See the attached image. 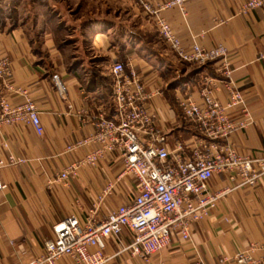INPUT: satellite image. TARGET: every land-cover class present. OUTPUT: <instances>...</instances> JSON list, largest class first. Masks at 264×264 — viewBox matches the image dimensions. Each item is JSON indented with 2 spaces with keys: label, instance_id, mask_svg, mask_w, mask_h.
<instances>
[{
  "label": "crops",
  "instance_id": "0c3cea01",
  "mask_svg": "<svg viewBox=\"0 0 264 264\" xmlns=\"http://www.w3.org/2000/svg\"><path fill=\"white\" fill-rule=\"evenodd\" d=\"M149 1L157 6L169 0ZM245 1L187 0L182 10L172 6L161 12L184 47L226 48L225 58L193 67L165 44L153 18L128 0H0V58L9 64L13 86L26 91L6 92L0 80V97L6 95L15 105L30 98L43 128L41 134L25 123L0 128V159L13 154L25 160L0 168L5 184L0 190V264H20L40 254L56 222L72 214L84 218L94 206L101 220L132 197L134 183L121 175L118 149L94 164H79L68 179H58L68 165L102 145L89 140L79 144L95 133L98 115L115 119V63L123 66L124 78L140 79L147 97L143 103L172 147L197 135L195 124L182 114V100L203 104L207 90L225 103L222 72L227 63L229 79L241 90L253 119L229 142L238 155L264 154V12L239 13ZM54 75L66 88L63 97ZM237 182L222 172L208 184L217 191ZM262 241L264 177L220 198L192 225L190 241L173 234L168 248L143 260L127 251L117 254L121 246L110 239L105 253L115 255L106 264H189L197 258L215 264L221 256L228 258L225 264H239L235 254ZM249 254L252 261L245 264H264V252ZM57 264L73 262L62 258Z\"/></svg>",
  "mask_w": 264,
  "mask_h": 264
},
{
  "label": "built area",
  "instance_id": "2783aa9c",
  "mask_svg": "<svg viewBox=\"0 0 264 264\" xmlns=\"http://www.w3.org/2000/svg\"><path fill=\"white\" fill-rule=\"evenodd\" d=\"M128 1L153 18L159 36L181 60L203 65L225 58L227 50L222 44L208 49L195 43L184 47L162 16L161 12L172 6L182 10L187 0H169L157 6H152L149 0ZM255 9L264 12V0H246L239 13L247 14ZM111 73L116 80L115 119H108L103 113L98 115L95 133L79 144L89 140L102 145L80 162L68 165L58 179L66 180L76 173L79 164H94L105 152L118 149L122 159L121 175H129L134 183L132 197L101 220L96 219L94 206L84 218L72 214L56 222L52 226L53 236L44 241L42 252L20 264H57L62 258H70L73 264H106L115 255L105 253L110 239L121 246L117 254L127 251L131 256L148 260L169 247L173 234L183 242L190 241L192 225L205 218L226 193L236 187L254 185L264 177V154L238 155L229 142L233 133L246 128L253 119L241 90L229 79L231 71L227 63L222 72L227 93L225 103H219L207 90L202 92L203 104L192 98L182 100L179 104L182 114L195 124L197 135L173 147L168 136L156 128L153 113L143 103L147 97L140 79L124 78L120 63L112 66ZM10 77L7 60L0 58V80L6 92L25 95V90L13 86ZM52 79L59 95H66L59 77L54 75ZM16 123L29 124L37 134L42 133L39 110L30 98L25 96L22 104L15 105L2 95L0 128ZM24 161L10 154L0 159V168ZM222 172H227L232 182H238L224 190H213L208 181ZM4 187L0 182V190ZM110 187L108 184L102 194L108 193ZM256 249L264 252V241L250 244L247 251L237 252L236 262L252 261L249 251ZM227 261L228 258L221 256L215 264ZM189 264L203 262L197 258Z\"/></svg>",
  "mask_w": 264,
  "mask_h": 264
},
{
  "label": "rangeland",
  "instance_id": "374dc122",
  "mask_svg": "<svg viewBox=\"0 0 264 264\" xmlns=\"http://www.w3.org/2000/svg\"><path fill=\"white\" fill-rule=\"evenodd\" d=\"M2 3V2H1ZM1 3H0V5H1ZM19 17V16H18ZM19 20H22L21 19V17H19ZM166 44V43H165ZM167 45V44H166ZM168 46V45H167ZM193 65V67H199V66H197V64H192Z\"/></svg>",
  "mask_w": 264,
  "mask_h": 264
},
{
  "label": "trees",
  "instance_id": "16d2710c",
  "mask_svg": "<svg viewBox=\"0 0 264 264\" xmlns=\"http://www.w3.org/2000/svg\"><path fill=\"white\" fill-rule=\"evenodd\" d=\"M1 15V14H0Z\"/></svg>",
  "mask_w": 264,
  "mask_h": 264
}]
</instances>
